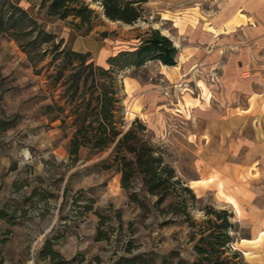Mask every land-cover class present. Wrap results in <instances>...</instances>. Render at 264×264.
Returning a JSON list of instances; mask_svg holds the SVG:
<instances>
[{
  "label": "rangeland",
  "instance_id": "1",
  "mask_svg": "<svg viewBox=\"0 0 264 264\" xmlns=\"http://www.w3.org/2000/svg\"><path fill=\"white\" fill-rule=\"evenodd\" d=\"M85 1L96 12L89 30L48 15L42 0H0V264H46V242L83 264L139 252L160 264L172 250L194 259L185 216L167 209L171 196L156 205L138 177L123 188L116 167L105 166L110 148L68 152L72 102L65 76L55 80L63 65L56 51L88 52L87 62L108 67L109 56L132 50L151 29L171 39L176 62L118 70L116 117L124 127L141 121L144 138L200 198L190 200L192 219H202L205 204L232 210L234 247L246 264H264V13L247 12L245 0H146L128 24ZM13 7L53 42L27 53L18 25L6 23Z\"/></svg>",
  "mask_w": 264,
  "mask_h": 264
},
{
  "label": "trees",
  "instance_id": "2",
  "mask_svg": "<svg viewBox=\"0 0 264 264\" xmlns=\"http://www.w3.org/2000/svg\"><path fill=\"white\" fill-rule=\"evenodd\" d=\"M146 0H90L98 4L103 14L111 20H119L131 24L144 14L143 2ZM48 15L59 18L71 16L78 19L76 26L87 25L96 17L95 10L85 0H42ZM18 14L15 15V12ZM13 19V23H12ZM18 25L17 38L27 39L24 50L30 53V47L43 42H53V35L37 27L35 21L23 13L18 7L10 11L6 23ZM56 44L52 43L55 47ZM29 46V47H28ZM57 48V46H56ZM62 56L63 65L58 70L55 80L68 82L65 91L72 102L70 113L71 136L68 140V152L77 155L81 148L110 151L106 167L114 165L120 172V183L125 189L132 187V180L138 177L145 191L156 196L155 204H161L168 196L173 200L168 204L169 212H178L185 216L184 220L190 228L189 241L192 243L194 259L190 264H246L242 252L234 247L237 221L234 212L226 207H215L205 204L200 207L203 217L195 221L189 215L191 201H199L187 184L175 173L174 168L164 161L158 148L143 136L145 125L134 119L130 126L124 127L116 117L121 97L116 72L126 67H138L147 60H158L165 65L175 64L177 48L171 39L151 29L148 37L143 38L132 50H120L107 58L108 67L87 62L88 52H80L69 48L56 51ZM65 69L69 72L64 73ZM54 80V81H55ZM65 84V83H64ZM60 110L62 107H58ZM47 110L53 109L48 104ZM129 196L138 200L135 191ZM191 200V201H190ZM88 209L91 205L87 206ZM96 238H104L97 235ZM39 255L46 264H83L82 260L64 258L53 244L46 242ZM112 264H155L150 253L139 252L119 255ZM160 264H189L177 250H172L161 259Z\"/></svg>",
  "mask_w": 264,
  "mask_h": 264
},
{
  "label": "crops",
  "instance_id": "3",
  "mask_svg": "<svg viewBox=\"0 0 264 264\" xmlns=\"http://www.w3.org/2000/svg\"><path fill=\"white\" fill-rule=\"evenodd\" d=\"M243 7L249 13H257L259 11L264 13V0H245Z\"/></svg>",
  "mask_w": 264,
  "mask_h": 264
},
{
  "label": "bare ground",
  "instance_id": "4",
  "mask_svg": "<svg viewBox=\"0 0 264 264\" xmlns=\"http://www.w3.org/2000/svg\"><path fill=\"white\" fill-rule=\"evenodd\" d=\"M198 181L199 180H192L191 182H192V184L193 185H197L198 184ZM197 187V186H196ZM200 189V188H199ZM232 204H233V207H234V210L236 211V212H238V206H237V204L234 202V201H232ZM240 216V215H239Z\"/></svg>",
  "mask_w": 264,
  "mask_h": 264
}]
</instances>
